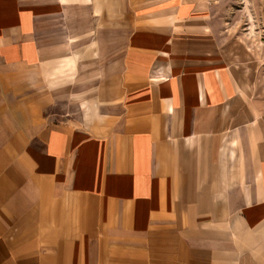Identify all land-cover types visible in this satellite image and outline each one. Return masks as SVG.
<instances>
[{"label":"crops","instance_id":"crops-1","mask_svg":"<svg viewBox=\"0 0 264 264\" xmlns=\"http://www.w3.org/2000/svg\"><path fill=\"white\" fill-rule=\"evenodd\" d=\"M230 4L0 0V264H264V52Z\"/></svg>","mask_w":264,"mask_h":264},{"label":"rangeland","instance_id":"rangeland-1","mask_svg":"<svg viewBox=\"0 0 264 264\" xmlns=\"http://www.w3.org/2000/svg\"><path fill=\"white\" fill-rule=\"evenodd\" d=\"M221 22V35L244 49L264 52V0H233Z\"/></svg>","mask_w":264,"mask_h":264}]
</instances>
